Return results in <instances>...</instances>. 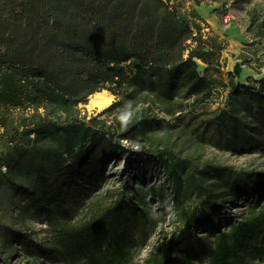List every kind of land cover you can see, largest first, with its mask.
<instances>
[{"label":"trees","instance_id":"1","mask_svg":"<svg viewBox=\"0 0 264 264\" xmlns=\"http://www.w3.org/2000/svg\"><path fill=\"white\" fill-rule=\"evenodd\" d=\"M175 1L0 0V188L16 185L13 176L19 172L35 173L25 188L33 190L30 208L43 205L66 177L80 175L101 142H113L117 134L128 139L136 125L152 123L148 117L138 122L131 113L138 94L147 91L164 103H172L179 90L202 100L211 95L214 80L199 72L197 59L220 68L224 46L219 36L203 34L194 8L183 13ZM229 75L232 125H243L245 116L250 128L264 127V80L258 86L235 84ZM103 89L120 96L101 113L112 114V119L108 123L94 116L85 122L78 106ZM122 105L130 114L119 117L116 109ZM57 113L65 118L49 119ZM159 158L170 189L183 195L179 170L165 152ZM229 179L224 181L232 189V201L249 192L255 201L231 230L220 232L204 264H249L248 245L264 227V213H255L262 189L245 188L236 175ZM152 192L163 199L155 187ZM203 192L210 209L193 211L153 264H194L192 259L201 256L193 246L194 228L222 207L213 192ZM101 221L60 225L52 230L50 243L38 247L39 253H82L85 264H131L122 245L109 252L93 241ZM14 239L29 245L24 235ZM252 254L264 263V245L254 247Z\"/></svg>","mask_w":264,"mask_h":264},{"label":"rangeland","instance_id":"2","mask_svg":"<svg viewBox=\"0 0 264 264\" xmlns=\"http://www.w3.org/2000/svg\"><path fill=\"white\" fill-rule=\"evenodd\" d=\"M198 1L176 0L175 4L183 13L194 8L202 18L197 20L203 34L219 36L224 46L220 68L197 59L199 72L214 80L211 95L202 100L179 90L172 103H164L147 91L138 94L131 113L138 122L148 117L152 123L136 125L128 139L117 134L115 141L101 142L80 175L66 177L43 205L30 208L33 190L25 186L36 178L35 173L13 176L16 185L0 188V264H85L82 253L44 257L38 247L49 244L52 230L64 223L80 225L100 218L93 238L97 245L108 247L109 252L122 245L131 264H153L193 211L210 209L204 189L222 201V207L210 212L193 232V246L201 256L192 261L207 263L220 232L231 230L255 201L253 192L231 200L232 189L226 188L224 178L231 181L234 175L245 188L262 189L255 213H264V127L250 128L251 120L245 116L243 125H232L229 75L232 72L235 84L258 86L264 80V0ZM103 90L114 94L115 101L120 99ZM89 99L78 106L84 121L99 116L109 123L113 115L87 106ZM126 107L116 109L119 117L130 114ZM142 108L146 110L139 116ZM57 118L63 120L65 115L49 117ZM160 151L179 170L183 195L177 197L170 189ZM221 186L222 191L215 190ZM153 187L163 199L153 194ZM18 235H24L29 245L15 241ZM262 245L264 227L248 245L249 264H264L252 254L254 247Z\"/></svg>","mask_w":264,"mask_h":264},{"label":"bare ground","instance_id":"3","mask_svg":"<svg viewBox=\"0 0 264 264\" xmlns=\"http://www.w3.org/2000/svg\"><path fill=\"white\" fill-rule=\"evenodd\" d=\"M89 98L87 106L103 111L112 105L116 97L111 92L102 90L90 95Z\"/></svg>","mask_w":264,"mask_h":264}]
</instances>
